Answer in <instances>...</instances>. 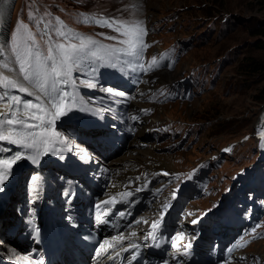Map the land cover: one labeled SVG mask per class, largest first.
<instances>
[{"label": "rangeland", "instance_id": "374dc122", "mask_svg": "<svg viewBox=\"0 0 264 264\" xmlns=\"http://www.w3.org/2000/svg\"><path fill=\"white\" fill-rule=\"evenodd\" d=\"M85 16L142 20L147 30L144 39L150 45L148 54L151 58L153 55L157 54L159 57L163 54L164 58L174 59V55L181 51L180 57L162 67L164 69L161 68L166 72L165 79L158 82L157 78L150 77L149 83L154 88L169 86L174 81L186 83V80L192 79L191 84L197 82L190 85L194 88L191 97L160 100L157 103H148L145 97L147 95L140 90L136 100L143 101L138 105L140 115H144L140 117L139 128L141 124L145 125L138 133L146 129V133H150L147 139L150 140L146 139L136 145L135 137L127 142V155L122 151L116 158L135 155L134 161L128 165L137 168L145 164H139L140 159L159 155L166 158V161L155 167L169 169L170 165L175 170L202 161L204 167H208L210 183L215 188L214 194L199 197L198 201L189 199L187 202H191L194 207L201 204L205 207L226 197L222 196L223 191L237 192V202L241 199L244 200L243 204H253L249 208V214L255 215L256 227L264 232V149L255 135L256 121L261 111L264 112V69L254 71L246 63L252 58L264 63V47L258 46L259 40L264 39V36L254 32L264 28V9L260 1L12 0L6 18V33L4 38H0V55H3L0 59L3 58L4 62L13 59L12 38L21 23L28 24L29 30L37 33L38 40L44 32L43 24L49 21L55 24L56 17L79 33L78 29L83 34L119 35L111 28L85 23ZM41 20L37 27V21ZM48 31L54 40L57 39L51 28ZM44 39L47 40L48 35ZM107 41L118 44L114 40ZM41 46L46 50V45L41 43ZM163 47L173 55L161 53ZM82 65L84 67V62ZM82 65L77 67L78 70L82 69ZM14 91L13 96L19 93L18 90ZM26 94L28 93L21 92L22 97ZM29 100L28 95L26 101ZM144 109L148 112L143 111ZM164 123L167 126L162 133ZM156 134L160 136L155 137ZM172 134L177 137H171ZM181 138L183 141L180 146L171 145ZM231 142L236 143L233 151L222 154V147ZM214 153L221 155L214 158ZM240 170H243V178H250V184L248 189H244V186L238 192V180L242 177L235 180L234 175ZM152 204L158 203L152 201ZM5 248L6 251L9 249V252L15 253V249L11 251L10 247ZM242 250L245 256L259 257L257 264H264V238L253 240ZM251 263L246 258L235 262Z\"/></svg>", "mask_w": 264, "mask_h": 264}, {"label": "snow or ice", "instance_id": "6c2138e0", "mask_svg": "<svg viewBox=\"0 0 264 264\" xmlns=\"http://www.w3.org/2000/svg\"><path fill=\"white\" fill-rule=\"evenodd\" d=\"M45 15L50 14L45 13ZM29 19H32L31 14ZM83 19L85 23L111 28L119 35L107 36L106 39L117 41L118 45L122 46L104 44L91 35L76 32L64 24L59 17L55 18V24L51 21L44 24V32L40 34L39 40L37 39V33L29 30V25L24 23H21L16 33L13 34L11 44L13 59L8 62L0 61V69H2L0 70V89L5 90L3 96H0V100L8 99V103L5 105L7 111L0 112V142L15 144L22 151L6 157L0 151V191L6 188L7 181L13 175L14 165L20 160L27 158L33 162H38L41 155L56 151L55 145L61 142V133L56 131V124L62 118L77 110H89L80 105V98L76 91H67L62 87L71 85L75 88L76 82L72 78L74 68L80 67L82 62L88 58L105 60L106 58L116 57V59H119L117 55L119 53L141 60L144 52L149 47L144 39L147 30L143 26L142 20L131 21L94 16H85ZM41 22L42 20L37 21V27ZM50 28L57 39L54 40L49 34L48 30ZM45 35H48L47 40L44 39ZM100 35L104 34L101 33ZM120 37L124 38L120 39ZM41 43L46 45V50L42 48ZM159 66L156 57H152L147 66L143 63L137 65L143 72H150ZM5 71L8 74H5ZM91 71L95 72L97 69L93 68ZM80 84L87 88L97 87V84L90 80H82ZM10 89L33 95L35 100L23 101L18 96L9 97L7 90ZM104 91L112 96H125L124 92H114L112 88L104 89ZM37 92L40 95H36ZM29 119L34 122L28 123ZM23 150H32L34 155L25 157ZM224 151H230V149H224ZM84 156L88 157L89 154L85 152ZM161 174L171 175L168 172H162ZM32 180L37 181L38 177L33 176ZM147 183L150 182L146 181L145 186L137 187L134 191H143ZM178 191L179 186L173 192V199L176 198ZM65 195L71 196L73 193L66 191ZM128 195H133V193L130 192ZM113 199L101 202L100 205H97V208L103 204H112ZM169 208L170 204L163 206L160 219L154 221L151 225L152 231L148 233L149 237L154 238L156 231L162 227ZM127 214L126 212H119L118 215L123 218ZM202 218V216L198 217L192 223L197 224ZM97 219L100 218L97 217ZM35 231L38 235L39 229L37 228ZM132 235L135 236V233H132ZM130 238L122 235L112 237V242L105 241L100 244L97 255H102L122 240ZM243 246L236 244L233 247ZM191 247L192 244L189 243L187 248L191 249ZM136 248H138V245L130 244L128 249L123 250L128 251ZM229 251H232V249H229ZM17 260H19V257H17Z\"/></svg>", "mask_w": 264, "mask_h": 264}, {"label": "bare ground", "instance_id": "6f19581e", "mask_svg": "<svg viewBox=\"0 0 264 264\" xmlns=\"http://www.w3.org/2000/svg\"><path fill=\"white\" fill-rule=\"evenodd\" d=\"M11 2H12V0H0V38L1 37H3L4 38V36H5V33H6V23H8L7 22V16H8V13H9V10H10V5H11ZM1 40V39H0ZM3 55H0V57H2ZM0 61H3L4 62V59L2 58V60L0 59ZM162 69H164V68H162ZM162 69H159V70H156L154 73H152V74H149V75H147V81H148V84H145L144 86H142L141 88H140V90H143V93L144 94H146L148 97H149V94H147L146 93V86H148V85H150V83H149V81H150V77L151 76H153L152 77V79L153 78H157V80L156 81H158V80H162V79H165V71L164 70H162ZM0 70H2V69H0ZM161 70V72H157V71H160ZM5 74H8L6 71H5ZM154 74V75H153ZM168 79V78H167ZM159 82V81H158ZM161 82V81H160ZM193 83V82H192ZM172 84V83H171ZM27 86V85H26ZM151 88H154L152 85L150 86ZM3 91H1L0 92V96H3V94H4V89H2ZM11 90L12 89H10V90H7L8 91V95H9V97H11L12 95H11ZM140 90H138L137 91V94L139 95V91ZM26 95H29V94H26ZM36 95H40L39 93H36ZM25 96V95H24ZM31 98H33V99H35V96H33V95H29ZM146 97V96H145ZM5 100V99H4ZM148 103H157V101H153V100H149V99H147L146 100ZM38 102V101H37ZM8 102H6V103H3L1 100H0V112H4V111H7V109L5 108V105L7 104ZM133 103V104H132ZM132 103H131V111H132V113H134V114H137V116H138V124H140L141 123V121H140V117L142 118V115H144V114H142V115H140V113H141V109H140V103H143V101H132ZM134 103H136V104H134ZM138 103L140 104V105H138ZM147 106H150V105H147ZM143 111H146V109H144ZM146 112H148V111H146ZM143 113V112H142ZM29 122V121H28ZM154 122H157V121H154ZM142 126H144L143 124H141ZM142 126L140 127V128H142ZM140 128L136 131V133H135V135H134V137L133 138H131V139H128L127 141H126V143H125V146H124V151H125V154L127 153V150H126V147H127V142L128 141H130L131 142V140H133L135 137V139H134V143L137 145V144H141V142H144L146 139H147V136H149V134L150 133H146V129L145 130H143L142 132H140V133H138L139 131H140ZM148 128V127H147ZM163 128L164 127H162V133H163ZM255 128H256V133L257 134H259V135H256L257 137H258V139L260 140V142H261V145H262V148L264 149V112H262L261 111V113L259 114V117H258V120L256 121V124H255ZM148 130V129H147ZM56 131H58L57 129H56ZM138 133V134H137ZM146 133V134H145ZM160 135H157L156 134V136L155 137H159ZM147 140H150V139H147ZM242 141H244V140H242ZM133 142V141H132ZM1 143V142H0ZM63 143V141H61V142H58L56 145H55V148H56V151H54V152H60V150H58V146L59 145H61ZM3 144L4 145H6L7 143L6 142H3ZM130 144V143H129ZM236 144V143H235ZM136 147V146H135ZM132 148V147H131ZM5 148L3 147V146H0V151H2V153H3V155L6 157V156H8V154H6L5 155V150H4ZM137 151V150H136ZM262 150H260V152H261ZM264 152V151H263ZM120 154H118L117 156H119ZM127 155V154H126ZM138 155V154H137ZM136 155V156H137ZM117 156H115V157H112L109 161H108V163H109V165H110V167H111V170H113V179L114 180H119V179H121V180H124L127 176H128V174H130V173H133L135 170H136V166L135 167H129V165L128 164H131L133 161H134V158H136L135 157V155L134 156H124V157H118V158H116ZM264 156V155H263ZM262 156V157H263ZM262 157H260V158H262ZM116 158V159H115ZM114 159V160H113ZM139 159V158H138ZM165 161H166V158H162V157H160L159 155H155L153 158H148V159H140V161H138L139 162V164H142V163H145L144 164V166L143 165H139V166H141L144 170L145 169H147V171H148V174H151L152 172H154V177H156L157 176V171H159V169H166V168H164V167H162V166H157V167H155L156 165H163L164 163H165ZM20 162H21V160L19 161V163H17L16 165H14V172H13V175L9 178V180L7 181V186H6V188L3 190V191H0V196H1V194L3 193V194H6V193H12L13 192V190L16 188V186H12L13 184H16V180H17V178L18 177H20L21 176V172H19V173H17L15 170H16V167L20 164ZM137 162V161H136ZM202 165H204L203 163H201ZM133 166V165H132ZM169 167V169H167V170H170V171H172V167H170V165H168ZM138 167V166H137ZM173 170H175V169H173ZM162 181H159L158 183H156L157 184V186H159L160 184L159 183H161ZM16 192H17V196L19 195V196H22V195H24L23 194V191H22V187L20 186V184H18L17 185V189H16ZM223 194H225L226 195V197L228 198V199H233V198H235L237 195H238V193L237 192H234V193H228L227 191H223V193H222V195ZM12 198H13V195L11 196ZM242 202H244V201H242ZM155 203H158V202H155ZM1 200H0V206H1ZM159 204V203H158ZM158 204L156 205V206H158ZM151 205H149V207H150ZM8 210V208L6 207V208H1L0 209V221H1V225L3 224V225H5L4 223H6V221L4 220V216H6V215H4V213L6 212ZM213 210H215V209H213ZM149 211H151V210H149ZM207 211H212V210H210V209H208ZM3 214V215H2ZM158 213H156V215H157ZM155 216V215H154ZM12 223H14V221H12ZM11 223V224H12ZM0 233H2V231H0ZM2 245V246H1ZM0 249L2 250L3 248L6 250L7 248H5V247H10V249H12L11 251H13L14 249H15V252H21L20 251V247L19 246H21V244L20 243H18V242H16V240H11L10 241V239H9V237L8 236H6L5 237V240H3V239H1L0 238ZM122 248H119L118 250H121ZM118 250L116 251V254H117V252H118ZM242 251H244V250H240L239 252H237L238 254H240V256H241V258H249V260L250 259H254V260H257L259 257H256L255 255H244L243 253L244 252H242ZM16 254V253H15ZM257 255V254H256ZM262 255V254H261ZM117 256H119V254H117ZM17 257H19V258H21L20 256H16V258ZM262 260V259H261ZM94 264V263H93ZM233 264V263H232Z\"/></svg>", "mask_w": 264, "mask_h": 264}, {"label": "trees", "instance_id": "16d2710c", "mask_svg": "<svg viewBox=\"0 0 264 264\" xmlns=\"http://www.w3.org/2000/svg\"><path fill=\"white\" fill-rule=\"evenodd\" d=\"M259 1L261 3L262 8L264 9V0H259ZM254 32L256 34H261V35L264 36V28L256 29ZM258 46L259 47H264V39L259 40ZM246 63L254 71H256V70L258 71L261 68L264 69V63L262 61H260L259 59L252 58V59L248 60ZM262 97H264V93L262 94ZM143 125H145V124H143ZM239 182L241 183L240 190L244 186H245L244 189H248L249 188L248 184H250V178L248 176H245L244 178L240 179Z\"/></svg>", "mask_w": 264, "mask_h": 264}]
</instances>
